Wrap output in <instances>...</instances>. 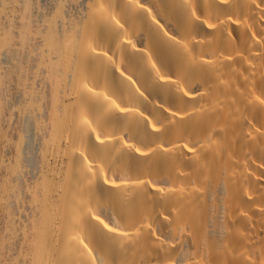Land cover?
I'll use <instances>...</instances> for the list:
<instances>
[{
    "label": "bare ground",
    "instance_id": "obj_1",
    "mask_svg": "<svg viewBox=\"0 0 264 264\" xmlns=\"http://www.w3.org/2000/svg\"><path fill=\"white\" fill-rule=\"evenodd\" d=\"M38 1L0 0V264H264V0Z\"/></svg>",
    "mask_w": 264,
    "mask_h": 264
},
{
    "label": "rangeland",
    "instance_id": "obj_2",
    "mask_svg": "<svg viewBox=\"0 0 264 264\" xmlns=\"http://www.w3.org/2000/svg\"><path fill=\"white\" fill-rule=\"evenodd\" d=\"M35 1H38V0H35ZM49 1H50V0H39L38 3L35 4V8H36V9H39V10H40V9H41V10L43 9L44 11H46L45 13L47 14L48 11H49V9H48V8H49V3H48ZM39 3H40V5H38ZM46 4H47V5H46ZM37 5H38V6H37ZM45 5H46V6H45ZM36 6H37V7H36ZM39 6H40V7H39ZM74 6H75V5H72V6H71V8H70L71 10H69L70 13H73V12H74V11H73L74 9L76 10V8H75ZM38 7H39V8H38ZM43 10H42V11H43ZM44 11H43V12H44Z\"/></svg>",
    "mask_w": 264,
    "mask_h": 264
}]
</instances>
